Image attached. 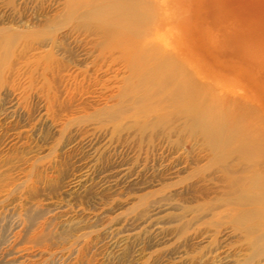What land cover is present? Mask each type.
<instances>
[{"label":"rangeland","instance_id":"rangeland-1","mask_svg":"<svg viewBox=\"0 0 264 264\" xmlns=\"http://www.w3.org/2000/svg\"><path fill=\"white\" fill-rule=\"evenodd\" d=\"M0 264H264V0H0Z\"/></svg>","mask_w":264,"mask_h":264}]
</instances>
